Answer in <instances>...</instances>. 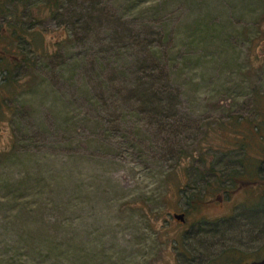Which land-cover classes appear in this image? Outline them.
Returning a JSON list of instances; mask_svg holds the SVG:
<instances>
[{"label":"rangeland","instance_id":"obj_1","mask_svg":"<svg viewBox=\"0 0 264 264\" xmlns=\"http://www.w3.org/2000/svg\"><path fill=\"white\" fill-rule=\"evenodd\" d=\"M1 51L0 264L264 258V0H0Z\"/></svg>","mask_w":264,"mask_h":264},{"label":"trees","instance_id":"obj_2","mask_svg":"<svg viewBox=\"0 0 264 264\" xmlns=\"http://www.w3.org/2000/svg\"><path fill=\"white\" fill-rule=\"evenodd\" d=\"M62 1L63 0H41L46 16L55 17L59 15V12L61 11ZM25 33H28V35H30L29 32L27 31ZM8 37L10 39H13L12 41H15V42L23 40L25 42L27 41L28 43V40L25 38V36L17 32L14 27H13V31L8 32ZM136 39L138 41L139 47L145 48V49H147V47L150 48V50L147 49V52L150 53L149 56L151 57V62L155 64L156 55L158 53L156 51V46L150 45L147 42H145V40L142 39V34L140 32L137 33ZM6 53H7L6 51L0 52V63L5 62L6 56L8 54ZM34 55L35 57H37L39 55L40 56L45 55V53L39 50V51H34ZM151 71L152 73L147 76L144 75V76H141V78L137 77V82H139V86L144 87L143 94H139V100L138 99L137 100L140 101L142 105H147L149 102H151V103L158 104V106L160 107L161 106L160 103L162 102L161 97L165 94V92L163 91V87H164L163 83L167 80L168 75H167L165 68L163 66L160 67L159 64H155L151 68ZM154 72L157 74L154 75ZM156 82H159L160 84L156 85L155 84ZM147 84H148V87H147ZM155 85L159 86L160 90L159 89L155 90ZM176 124H179V122L174 123V125ZM174 125H170L168 123H162L160 124V127L163 126L162 131L171 132ZM260 172H262L261 169H260ZM260 177L262 178L264 177V175L262 176V173H260ZM263 198H264V195L261 197L259 201L262 202ZM198 202H201V201L199 200Z\"/></svg>","mask_w":264,"mask_h":264},{"label":"water","instance_id":"obj_3","mask_svg":"<svg viewBox=\"0 0 264 264\" xmlns=\"http://www.w3.org/2000/svg\"><path fill=\"white\" fill-rule=\"evenodd\" d=\"M174 218L179 221V222H183L184 221V215L180 214V215H174ZM250 264H264V260L262 261H254Z\"/></svg>","mask_w":264,"mask_h":264},{"label":"flooded vegetation","instance_id":"obj_4","mask_svg":"<svg viewBox=\"0 0 264 264\" xmlns=\"http://www.w3.org/2000/svg\"><path fill=\"white\" fill-rule=\"evenodd\" d=\"M250 184V183H249ZM251 184H256V182H251ZM250 190H252V189H250ZM219 198H221L220 196H219ZM217 199H218V197H217ZM185 222V218H184V221L183 222H181V223H184ZM262 260H264V258L263 259H252V260H250V261H244L242 264H250V263H252V262H254V261H262Z\"/></svg>","mask_w":264,"mask_h":264}]
</instances>
